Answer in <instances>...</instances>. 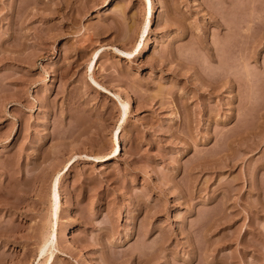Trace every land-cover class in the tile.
<instances>
[{
  "label": "rangeland",
  "instance_id": "obj_1",
  "mask_svg": "<svg viewBox=\"0 0 264 264\" xmlns=\"http://www.w3.org/2000/svg\"><path fill=\"white\" fill-rule=\"evenodd\" d=\"M149 9L0 0V264H264V0Z\"/></svg>",
  "mask_w": 264,
  "mask_h": 264
},
{
  "label": "bare ground",
  "instance_id": "obj_2",
  "mask_svg": "<svg viewBox=\"0 0 264 264\" xmlns=\"http://www.w3.org/2000/svg\"><path fill=\"white\" fill-rule=\"evenodd\" d=\"M142 4L145 8V12H144V15L142 17V29L144 28V26L146 25L147 21H148V16H149V0H142Z\"/></svg>",
  "mask_w": 264,
  "mask_h": 264
}]
</instances>
